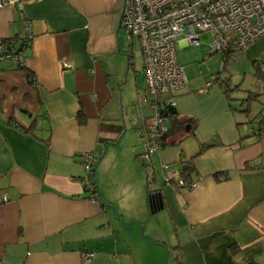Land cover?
<instances>
[{"label":"crops","instance_id":"obj_1","mask_svg":"<svg viewBox=\"0 0 264 264\" xmlns=\"http://www.w3.org/2000/svg\"><path fill=\"white\" fill-rule=\"evenodd\" d=\"M123 6L0 8V40L31 30L25 66L35 75L29 82L0 62V193L9 197L0 204V264H169L170 254L183 264H264V35L224 70V54L215 67L217 52L201 53L210 66L187 77L175 105L182 123L171 120L148 169L139 131L153 110L142 102L150 95L136 45L118 32ZM178 45L192 44L181 34ZM83 153L99 158L94 193ZM165 165L182 176L191 166L183 177L197 187H169ZM151 192L162 193L164 208L152 210ZM82 250L95 255L83 262Z\"/></svg>","mask_w":264,"mask_h":264},{"label":"built area","instance_id":"obj_2","mask_svg":"<svg viewBox=\"0 0 264 264\" xmlns=\"http://www.w3.org/2000/svg\"><path fill=\"white\" fill-rule=\"evenodd\" d=\"M22 0H0V8L21 7ZM122 29L129 43L138 42L143 57V73L146 89L150 95L142 102H149L152 113L145 116L140 129L144 151L140 158L148 169L153 167V154L164 143V136L170 131V110L175 109L176 96L188 83L185 68L177 58V42L181 34L192 45L201 44V35L212 36V53L222 52L224 61L237 62L252 44L264 35V0H124L121 18ZM33 34L29 27L26 35L10 44L0 40V62L25 65V51ZM218 75H212L205 87L198 90L206 93ZM254 131L255 125L250 126ZM256 131V130H255ZM86 170L84 184L91 192L94 184L91 173L97 158L91 153L81 156ZM164 182L174 190L194 189L198 181L181 175L180 170H169L164 166ZM9 201L0 193V204ZM95 253L80 251L83 262H88Z\"/></svg>","mask_w":264,"mask_h":264},{"label":"rangeland","instance_id":"obj_3","mask_svg":"<svg viewBox=\"0 0 264 264\" xmlns=\"http://www.w3.org/2000/svg\"><path fill=\"white\" fill-rule=\"evenodd\" d=\"M202 44L200 46L196 45H191V47H186V46H180L177 48V55L179 57V61L181 65L185 68V72L187 77H192V75H198V74H203L205 71H207L208 65L207 61H203L202 57L200 56L201 53H204L205 51H208V53L212 52V48L210 46V42L212 40V36L209 33H204L202 34L201 37ZM216 53V52H215ZM135 57H136V67L138 68V76H139V84L142 88L145 87L146 81H145V76L141 72V61H142V56L141 52L139 50V44L138 42L136 43L135 47ZM222 52L218 51L217 54L214 56L217 57V59L213 62L215 63V67L220 66V61H221V55ZM207 64V65H206ZM135 91H136V85H135ZM136 98V95H135Z\"/></svg>","mask_w":264,"mask_h":264},{"label":"trees","instance_id":"obj_4","mask_svg":"<svg viewBox=\"0 0 264 264\" xmlns=\"http://www.w3.org/2000/svg\"><path fill=\"white\" fill-rule=\"evenodd\" d=\"M2 42L3 43H6V44H10V42H11V40L10 39H3L2 40ZM228 58L229 57H227V59H226V61H225V64H224V66H223V70L225 69V67H226V64L229 62V60H228ZM18 69H20V70H22V72L25 74V77L27 78V80L29 81V82H34V80H35V75H34V73L31 71V70H29L28 68H26V66L24 65V66H16ZM220 80V79H219ZM221 84L223 85V86H225V89H226V92H227V95L229 96V98H230V94H229V92H230V90H231V83H230V80L229 79H221ZM250 101V100H249ZM247 110H248V108H247ZM168 115H169V117H170V119L171 120H173V122H174V124H176V123H182V122H179L178 120H177V113H176V111L175 110H170L169 112H168ZM192 119H190L189 121L191 122V123H194L195 121H191ZM81 121H82V117H81ZM187 123V122H186ZM186 123H185V125H186ZM99 159V158H98ZM98 159H97V161H98ZM97 161H96V163H97ZM95 163V164H96ZM95 166V165H94ZM188 169H191V166H184L183 168H182V174H183V176L184 175H186L185 174V172L188 170ZM93 171H94V169H93ZM92 171V172H93ZM91 177H93L94 178V176H93V174L91 173ZM92 182H93V184H94V191H93V193L94 192H96V185H95V180H93L92 179ZM89 191V190H88ZM152 199H153V194H152V192L150 193V204H151V206H152ZM169 264H183L182 263V261H181V259L180 258H178V257H172L171 256V254L169 255Z\"/></svg>","mask_w":264,"mask_h":264},{"label":"water","instance_id":"obj_5","mask_svg":"<svg viewBox=\"0 0 264 264\" xmlns=\"http://www.w3.org/2000/svg\"><path fill=\"white\" fill-rule=\"evenodd\" d=\"M121 18H122V14H121ZM122 28V24H121V19H120V23H119V27H118V32L119 29ZM174 110V109H173ZM164 208V200H163V196L161 192H157L153 195V199H152V210L156 211L159 209Z\"/></svg>","mask_w":264,"mask_h":264},{"label":"bare ground","instance_id":"obj_6","mask_svg":"<svg viewBox=\"0 0 264 264\" xmlns=\"http://www.w3.org/2000/svg\"><path fill=\"white\" fill-rule=\"evenodd\" d=\"M175 110V109H174Z\"/></svg>","mask_w":264,"mask_h":264}]
</instances>
